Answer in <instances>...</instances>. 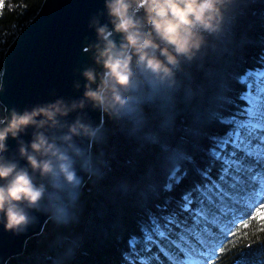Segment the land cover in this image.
<instances>
[{"label": "trees", "instance_id": "trees-1", "mask_svg": "<svg viewBox=\"0 0 264 264\" xmlns=\"http://www.w3.org/2000/svg\"><path fill=\"white\" fill-rule=\"evenodd\" d=\"M43 2H5L0 83L7 48ZM221 12L218 29L202 31L201 47L180 57L172 75L135 72L122 90L126 104L104 110L92 176L69 214L50 219L8 264H175L184 236L199 245L191 232L201 205L230 185L235 166L264 175L263 163L232 144L248 114L244 78L264 69V0H221ZM4 119L0 103V126ZM259 224L226 241L212 227L223 243L215 264H264Z\"/></svg>", "mask_w": 264, "mask_h": 264}, {"label": "clouds", "instance_id": "clouds-1", "mask_svg": "<svg viewBox=\"0 0 264 264\" xmlns=\"http://www.w3.org/2000/svg\"><path fill=\"white\" fill-rule=\"evenodd\" d=\"M105 8L112 27L96 22L94 59L103 69L99 82L96 70L87 68L82 73L87 84L81 100L69 105L59 99L23 112L13 109L0 126V217L9 231L26 228L28 210L43 197L44 186L34 181L32 173L46 177L54 171V159L62 158L56 141L42 130L61 127V117L83 109L87 102L105 111L123 107L122 90L130 87L137 70L161 78L172 75L180 57H190L201 47L202 31H216L222 18L221 0H105ZM141 9L143 16L138 15ZM115 34L120 35L119 42ZM29 128L35 131L26 142L21 136ZM81 134L93 133L89 125L77 120L68 126L65 139ZM9 137L17 141L19 156L27 166L7 157Z\"/></svg>", "mask_w": 264, "mask_h": 264}, {"label": "water", "instance_id": "water-1", "mask_svg": "<svg viewBox=\"0 0 264 264\" xmlns=\"http://www.w3.org/2000/svg\"><path fill=\"white\" fill-rule=\"evenodd\" d=\"M96 22L112 27L105 0H44L38 13L5 52L0 83L5 119L1 126L13 109L23 112L59 99L69 105L81 100L87 84L82 73L87 68L96 70L99 82L103 69L94 59ZM113 38L117 42L121 39L119 34ZM77 120L89 125L93 134L66 140L68 126ZM61 122V127L42 130L56 141L62 158L54 159V171L46 177L32 173L34 181L44 186V193L38 204L28 210V226L9 231L0 217V264H8L11 258L22 255L28 240L42 234L48 221L59 216L58 209L72 204L92 176L93 141L104 124V110L87 102L83 109L61 117ZM33 131L29 128L21 138L30 142ZM7 143V157L27 166L19 156L17 141L9 137Z\"/></svg>", "mask_w": 264, "mask_h": 264}, {"label": "rangeland", "instance_id": "rangeland-1", "mask_svg": "<svg viewBox=\"0 0 264 264\" xmlns=\"http://www.w3.org/2000/svg\"><path fill=\"white\" fill-rule=\"evenodd\" d=\"M6 1L3 0V6ZM261 73H264V69L249 72L244 78V81L248 83V90L245 95H251L256 98L258 113L261 109H264V100H261V97H264V84L261 83L264 81V74ZM245 100L249 103L248 109L251 108V103L246 98ZM250 120L252 123L264 124V121L259 120V116L253 118L248 114L246 120L241 124L247 126ZM262 132H264V127H258L255 130V135L259 136ZM236 134L243 138L246 134V127L238 130ZM252 143L255 145L258 141L253 140ZM232 144L238 146L247 156L258 159V161L264 159L258 158L253 153L246 152L245 148L241 146V142L237 141L235 135ZM252 174L262 175L261 172L256 171L254 168L236 165L231 176H227L230 185L228 187H220L217 190V194L214 195L217 197L211 196L201 205L200 218L197 219L196 226L191 232L199 245L194 244L191 239L184 236L183 240L185 243L177 242L176 244V247L183 253L182 256L176 257L173 253L171 254L172 258H176L175 264H204L206 249L199 242L207 239L208 234H210L214 238V244L219 246L218 233H215L216 231L212 230V227L218 232L225 234L230 222L242 223V221H239V216L243 214L240 211L241 209L264 199V186L258 180L250 179Z\"/></svg>", "mask_w": 264, "mask_h": 264}, {"label": "snow or ice", "instance_id": "snow-or-ice-1", "mask_svg": "<svg viewBox=\"0 0 264 264\" xmlns=\"http://www.w3.org/2000/svg\"><path fill=\"white\" fill-rule=\"evenodd\" d=\"M19 6L23 7L24 5L21 3V5ZM2 10H3V0H0V16L3 15ZM241 79L243 82V78ZM261 83L264 84V81H262ZM242 98H246L252 105V107L247 110L248 115L253 118L259 116V120L264 121V109H261L258 113L256 98L251 95H245ZM261 100H264V97H261ZM239 127L240 128L246 127V134L244 135V137L241 138L236 133H233V135L236 136L238 142H241V146L245 148V151L257 155L258 158H264V132H262L259 136L255 135V130L258 127H264V124L252 123V121L250 120L247 126L241 124L239 125ZM253 140H257L258 143L253 145L252 143ZM260 162L264 163V159H261ZM250 179L258 180L261 183V185L264 186V175L252 174L250 176ZM188 203H190V201L186 200L185 206H187ZM240 211L243 213L242 215L239 216V221H242V223L239 222L229 223L227 232L225 233V241L227 240V236L229 234L232 236L237 235V231H234V229H237L238 223H239V230H246L250 227L252 221H259L260 224L258 231L264 233V199L259 200L254 204L247 205L245 208L241 209ZM58 214L68 215L69 209L67 207H61L60 209H58ZM199 243L206 249L204 264H215L216 257L220 252L223 251V243H221L219 246H216L214 244V238L210 234H208L207 239L201 240Z\"/></svg>", "mask_w": 264, "mask_h": 264}]
</instances>
